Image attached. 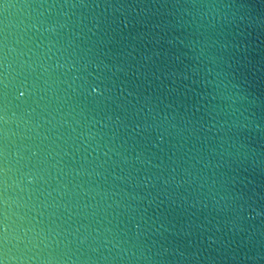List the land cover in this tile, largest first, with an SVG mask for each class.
Segmentation results:
<instances>
[{
	"label": "water",
	"instance_id": "obj_1",
	"mask_svg": "<svg viewBox=\"0 0 264 264\" xmlns=\"http://www.w3.org/2000/svg\"><path fill=\"white\" fill-rule=\"evenodd\" d=\"M6 37L52 68L47 110L16 129L40 139L14 138L47 155L22 210L42 256L264 264V0H0ZM93 73L105 97L75 90Z\"/></svg>",
	"mask_w": 264,
	"mask_h": 264
},
{
	"label": "clouds",
	"instance_id": "obj_2",
	"mask_svg": "<svg viewBox=\"0 0 264 264\" xmlns=\"http://www.w3.org/2000/svg\"><path fill=\"white\" fill-rule=\"evenodd\" d=\"M4 7L6 11L20 8L19 5ZM12 26L9 23L8 27ZM56 67L67 68L68 71L88 70L87 65L82 68H76L75 64L70 68L67 64ZM51 72V67L33 63L30 53L16 48L5 38L3 48L0 49V131L4 138V148L0 153V205L3 208V219L0 220V264H57V258L51 253L47 258L41 255L46 248L52 247L54 241L49 240L43 229L38 230L35 224L28 221L22 211L30 207L29 202L35 191L32 185L48 182V168L45 166L47 155L40 144L21 147L14 139H40L42 134L38 129L43 125L39 123L33 126V130L37 131L34 137H26L16 129L23 127L27 130L32 123L29 117L37 108L47 110L54 91ZM100 87L104 88L100 92L102 97L111 91L103 75L93 73L91 76L81 75L75 78V90L80 94L92 95L99 92ZM33 157L39 159L33 160ZM252 211H256L257 215H264V211L255 208Z\"/></svg>",
	"mask_w": 264,
	"mask_h": 264
}]
</instances>
